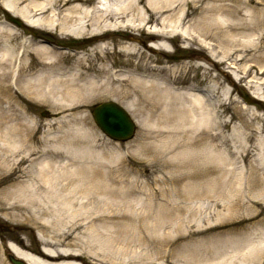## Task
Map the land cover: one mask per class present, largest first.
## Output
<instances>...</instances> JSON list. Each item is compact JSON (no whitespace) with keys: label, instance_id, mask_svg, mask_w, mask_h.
<instances>
[{"label":"bare ground","instance_id":"1","mask_svg":"<svg viewBox=\"0 0 264 264\" xmlns=\"http://www.w3.org/2000/svg\"><path fill=\"white\" fill-rule=\"evenodd\" d=\"M0 1L27 25L21 31L8 23L0 27V224L13 228L0 229V264H264V203L226 230L227 224L212 222L214 215L191 213L152 221L151 237H142L136 223L123 218L134 210L140 167L116 164L121 148L103 146L96 134L57 133L48 123L38 136L32 110L47 104L59 119L82 120L90 101L130 99L124 107L143 128L136 148L204 163L195 172L201 186L192 194L211 199L213 164L228 165L236 155L217 149L229 126L222 113L231 108L220 92L229 94L228 81H234L224 66L254 70L260 76L251 87L264 97V0ZM257 35L260 47L251 48ZM61 38L85 44L62 50L56 45ZM179 41L188 48L198 44L207 54L196 55L209 64L168 61L169 44ZM113 58H119L117 69ZM191 72L199 73L198 81ZM242 124L241 156L262 154L261 176L249 168V181L254 175L264 180V140L260 146L253 141L264 132V114L254 112ZM151 131L161 144L145 141ZM228 144L233 148L227 139L220 143ZM180 202L173 205L179 211ZM161 208L156 202L151 211ZM159 229L176 232L175 239L161 242ZM182 241L179 253L174 245Z\"/></svg>","mask_w":264,"mask_h":264},{"label":"rangeland","instance_id":"2","mask_svg":"<svg viewBox=\"0 0 264 264\" xmlns=\"http://www.w3.org/2000/svg\"><path fill=\"white\" fill-rule=\"evenodd\" d=\"M251 4H254V1H252ZM1 6L2 3L0 1V27H3L4 23H8L15 26L18 31L25 30V28H27V25L20 26L18 23L10 20L9 14L11 15V13L5 11ZM13 17L18 19L21 18L15 15ZM150 25H153V23ZM259 37L262 39V35H257L252 39L251 48H254L257 43L260 47ZM80 43L85 44L84 42L76 39L68 40L61 38V41H58L56 45L58 48H62V50L64 48V50H66V48L72 49L77 47ZM185 45L186 43L184 41H179L177 44L170 43V51L166 54V59L171 63L194 59L197 62H203L207 65L209 64L204 60L202 55H196L197 53H202L203 55L207 54L204 50L199 51L201 47L198 44H195L191 48H188ZM257 48L250 52L253 53L256 50H259ZM261 53L262 51H258L254 54L258 56ZM113 61L112 65L115 69L120 67L119 58H113ZM239 64L242 66L247 65V69L249 67V62H242ZM217 71L219 72V70ZM224 72H226L230 78L232 77L234 81H228V91H231L229 94L223 93L222 91L220 92V98L224 99L226 105L230 104L231 108L226 111H224V108L221 109L224 111L222 113L224 116L223 119L229 120V126L223 128L222 136L218 138L217 149L221 153L222 150H234L236 155L232 156L234 159L232 160L233 163L228 165L220 166L213 164V166L216 167V172L214 174L216 177V186L214 197L211 198L212 201L209 197L203 194L200 196H194V194H192L195 188L201 186V180L195 179L197 178L195 177V172L205 169L207 166L204 163L198 164L197 162L189 161L188 157L176 156L174 152H170L165 156L163 154H160L159 156L155 154V156H153L148 153H142L136 148L135 145L139 140L141 130L143 128L138 124L137 116L132 111H130V114L137 123V130L132 139L126 142L115 141L100 130L92 117L91 109L93 105L107 100H114L119 104L126 106V103H129L130 99L103 96L90 101L84 107L83 112L80 115L81 117H84L82 120H76V118L59 119L60 117L58 116L55 108L47 104H38L32 109L33 115L38 121L37 127L39 129L37 135L40 137L45 135L48 129V123H52L54 124V130L57 131V133L67 131L88 132L87 135L96 134L99 139L98 142L105 147H120V156L117 157L116 164H134L135 166H139L141 169V176H139L138 180L139 186L137 192H135L134 210H126L128 215L126 214V217L123 218L136 223L138 230L142 232V237H151L147 231V227L152 221L161 219L162 222H168L169 220L166 218L169 216L171 218L175 215L187 217L191 213H194L198 218L205 215H214L215 217L212 222L227 224V227L221 229L226 230L231 226L237 225L238 222L243 220L245 217L248 218L257 214L258 208L256 209V206L254 205L255 203H264V180L259 177L261 176L259 158L262 154L257 151L254 153L255 155L251 156V158L244 160L243 156H241V154L244 153V150L240 148L238 139L242 130H244L242 123L245 118L248 119L249 115L253 116L254 112L261 115L264 114V97L261 96L259 89L251 87L252 82L250 81L252 78H254L255 75L258 77L260 76L259 74L257 75L254 70L247 71L246 73L243 72L239 66L236 68L224 66ZM198 74L199 73L197 72H191L190 77L192 78L194 76L196 81H198V77H200ZM235 76L244 77L241 81H237ZM200 85L203 87V84ZM181 86L182 89L187 87L186 85ZM247 98L251 101L248 102L249 100H247ZM4 106H6V104H4ZM44 112L48 113L44 114ZM257 125L260 126L261 122L257 123ZM215 131L219 132V130ZM149 135L150 137L145 140L146 142L153 141V144H161L160 140H156L153 137L152 131L149 132ZM261 138L264 140V132L256 133L253 141L260 146ZM223 139L229 140L230 143L232 141L233 148L230 144L227 146L220 145ZM155 151L159 152L157 150ZM161 156H163V158L157 161V157ZM249 168L256 171L259 175H254L251 181H249L248 177ZM227 169L232 172L227 174ZM163 199H168L170 204H162ZM181 199H184V204H182L184 208H181V211H179L177 210L178 208L176 209L173 205L175 203H183L180 202ZM156 202H158L162 207L161 212L157 210L151 211V208L156 204ZM216 212L221 214L218 219L216 218ZM259 219H262V225L264 226V214L260 215ZM239 224L242 228L245 227V225L248 226L247 222ZM0 229H3L6 232L13 231L12 227L10 228L4 226L3 224H0ZM155 235L158 240H161V242H166L175 239L176 232L171 231V229H159V233ZM174 246L177 248V252L180 253L185 250L186 242L182 241ZM140 252L141 249L138 247V253Z\"/></svg>","mask_w":264,"mask_h":264},{"label":"water","instance_id":"3","mask_svg":"<svg viewBox=\"0 0 264 264\" xmlns=\"http://www.w3.org/2000/svg\"><path fill=\"white\" fill-rule=\"evenodd\" d=\"M92 115L97 125L115 140L127 141L135 134L136 124L131 115L124 107L114 101L95 105ZM17 263L24 264L22 262Z\"/></svg>","mask_w":264,"mask_h":264}]
</instances>
